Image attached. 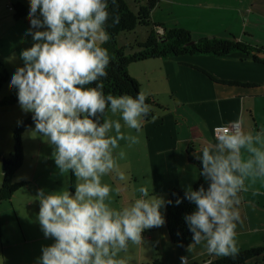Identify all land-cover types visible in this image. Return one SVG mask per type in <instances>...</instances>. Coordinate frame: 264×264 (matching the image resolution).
<instances>
[{
  "label": "clouds",
  "instance_id": "9594fccd",
  "mask_svg": "<svg viewBox=\"0 0 264 264\" xmlns=\"http://www.w3.org/2000/svg\"><path fill=\"white\" fill-rule=\"evenodd\" d=\"M110 3L117 6V0H30L25 35L34 43L21 51L23 67L9 84L21 109L33 113L34 132L54 145L60 172L78 180L74 193L37 191V219L54 243L42 247L35 264H127L118 254L129 243L142 244L145 230L163 226L161 209L172 204L141 186L138 198L117 209L111 206L112 187L103 182L125 158L123 150L116 151L120 141L137 142L122 127L139 133L151 110L143 92L133 97L104 91L113 59L103 46L109 40L105 25L110 16L113 24L120 20ZM106 112L119 118H104ZM195 158L207 187L184 190L183 199L196 206L184 216L192 233L188 251L203 242L211 257L235 256L239 194L247 190L246 181H264V128L245 130L239 120L218 126L214 142ZM180 264H189V257L181 256Z\"/></svg>",
  "mask_w": 264,
  "mask_h": 264
},
{
  "label": "crops",
  "instance_id": "0c3cea01",
  "mask_svg": "<svg viewBox=\"0 0 264 264\" xmlns=\"http://www.w3.org/2000/svg\"><path fill=\"white\" fill-rule=\"evenodd\" d=\"M151 14L157 15L153 24L185 31L193 41L234 38L264 47V0H158ZM152 31L163 34L157 26ZM137 63L134 75H162L164 93L170 97L164 111L151 110L157 118L142 125L152 191L157 197L166 201L170 190L193 187L198 173L188 161L187 148L196 159L203 147L214 142L213 131L218 126L239 120L245 130L264 128V55L253 60L251 55L232 51L220 57L194 54ZM136 80L140 84L141 79ZM155 104L157 110L163 107ZM245 183L247 190L239 194L238 252L264 246V181ZM165 229L159 235L162 264H180L181 256H188L189 264L224 258L211 257L203 242L189 251L180 250L170 243ZM255 264H264V258Z\"/></svg>",
  "mask_w": 264,
  "mask_h": 264
},
{
  "label": "rangeland",
  "instance_id": "374dc122",
  "mask_svg": "<svg viewBox=\"0 0 264 264\" xmlns=\"http://www.w3.org/2000/svg\"><path fill=\"white\" fill-rule=\"evenodd\" d=\"M125 2L136 12L138 4L132 0ZM17 4L24 7L26 14L21 19L14 20L13 7ZM29 8L30 0H0V72L4 70L7 73L6 82L0 87V101L17 94L9 80L18 67H23L21 51L30 48L34 43L30 35H25V30L30 27V18L27 17ZM156 17L157 15H150L149 27L138 26L133 32L120 33L117 36L118 45L123 47L126 54L139 50L137 44L147 39L156 26L152 23ZM156 35L159 36L160 33L156 32ZM139 65L137 62L128 65V74L135 80L136 77L141 79L140 84L136 80L139 88L141 87L139 92L145 93L147 99H152L154 103L162 104L163 107L159 110L158 107L151 106V110L157 114L163 110L166 102H170V97L164 93L166 86L163 85V77L134 75ZM151 110L149 121L157 118V115L152 117ZM32 114L23 111L19 103L0 105V186L3 182L2 167L13 159L15 132ZM104 118L119 117H113L110 112H106ZM121 123L123 125V121ZM122 131L126 135H135L137 142L129 144L127 141H120V148L116 151L123 150L125 158L118 160V167L103 177V182L108 183L113 189L110 193L111 206L117 209L138 198L140 195L138 189L141 186L147 187L150 195L153 193L157 196L151 191L153 187L146 155V135L143 134L142 128L139 133L126 127H122ZM20 144L21 164L14 171L11 183L21 186L16 189L10 200L0 203V264H35L36 259L42 255V247L54 243L53 238H45L37 219L40 207L36 198L37 191L43 189L48 194L67 189L74 193V186L78 182L70 171L60 172L53 158L54 145H50L46 137L34 132L33 121L21 130ZM162 227L165 229L163 225L145 230L142 233V244L129 243L128 249L120 252L118 256L126 259L127 264H153L154 261L162 264L159 236Z\"/></svg>",
  "mask_w": 264,
  "mask_h": 264
},
{
  "label": "trees",
  "instance_id": "16d2710c",
  "mask_svg": "<svg viewBox=\"0 0 264 264\" xmlns=\"http://www.w3.org/2000/svg\"><path fill=\"white\" fill-rule=\"evenodd\" d=\"M138 4L136 12H134L125 0H117V6L109 4V11L114 15H119L120 20L118 24L112 23V17L106 22V30L109 33V40L104 47H107L110 55L113 57L108 68L107 78H103L104 91L106 94L113 95L128 94L135 96L139 92V84L128 74V65L148 59L166 58L169 56L178 57L181 55L194 54H212L214 56H224L232 51L240 52L245 55H251L253 60L257 59V55H264V47H256L244 42H239L234 38L221 39H199L192 40L189 33L182 30H165L162 25H156L163 31L162 36L156 35L152 30L147 39L138 43L137 52L126 54L123 47H120L117 42V36L120 33L133 32L138 27L150 26V13L158 0H132ZM14 8V20L21 19L25 16L26 11L22 5L17 4ZM113 9L115 11L113 12ZM155 26V25H154ZM155 26V27H156ZM7 73L2 70L0 72V87L6 82ZM18 103L17 94L2 99L0 105H12ZM146 103L157 107V105L150 99H146ZM31 115L29 120H26L15 132V146L13 159L10 164L5 167L2 172L3 182L0 186V203L10 200L14 192L21 185L12 184L11 178L14 171L20 166L22 159L20 132L25 129L33 120ZM151 113L145 118L148 121ZM189 147L187 148L188 161L196 166L197 179L192 189L198 190L203 185L205 188L204 177L200 175L201 163L192 156H190ZM175 194V195H174ZM184 197V190L174 188L169 191L167 200H171L172 204H165L164 217L165 228L171 244L177 246L180 250L188 248L192 243V233L189 231L184 216L190 214L195 210V205ZM181 199L182 202L177 205L175 201ZM1 224V223H0ZM1 239V234H0ZM259 258H264V246L262 248L239 251L235 256H228L212 261V264H255ZM153 264H157L155 261ZM199 264V263H193ZM206 264V263H205Z\"/></svg>",
  "mask_w": 264,
  "mask_h": 264
},
{
  "label": "water",
  "instance_id": "95a60500",
  "mask_svg": "<svg viewBox=\"0 0 264 264\" xmlns=\"http://www.w3.org/2000/svg\"><path fill=\"white\" fill-rule=\"evenodd\" d=\"M9 164H10V162H9V163H5V164L3 165V167H2V170H4L5 167H6L7 165H9Z\"/></svg>",
  "mask_w": 264,
  "mask_h": 264
},
{
  "label": "built area",
  "instance_id": "2783aa9c",
  "mask_svg": "<svg viewBox=\"0 0 264 264\" xmlns=\"http://www.w3.org/2000/svg\"><path fill=\"white\" fill-rule=\"evenodd\" d=\"M214 132V131H213Z\"/></svg>",
  "mask_w": 264,
  "mask_h": 264
}]
</instances>
